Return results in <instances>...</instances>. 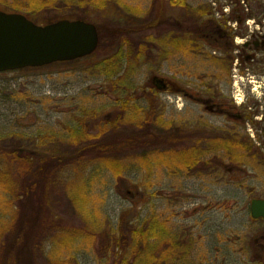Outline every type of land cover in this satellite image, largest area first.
<instances>
[{
	"label": "rangeland",
	"instance_id": "1",
	"mask_svg": "<svg viewBox=\"0 0 264 264\" xmlns=\"http://www.w3.org/2000/svg\"><path fill=\"white\" fill-rule=\"evenodd\" d=\"M241 1L185 0L181 8L169 0H112L104 11L90 3L79 9L77 0L65 5L52 0L49 10L37 7L36 24L61 16L84 17L101 29L103 41L87 58L0 73V153L13 147L18 136L61 135L65 126L80 122L95 131L102 118L116 116L131 88L139 99L126 105L127 116L142 115L150 88L156 93L148 96L159 109L156 119L162 127L148 126L152 143L123 154L124 160L125 155L129 161L136 158L124 171L125 193L116 192V181L104 168L92 177L87 200L76 207L60 188H49L43 218L58 215L63 225L95 234L82 235L64 248L48 239L44 254L49 249L52 263L110 264L98 236L122 230V217L125 223L142 224L153 215L173 236L168 264H264V221L249 215L250 201L264 199V49L252 65L240 66L233 50L242 39L233 40L226 51L223 42H202L196 30L197 14L206 8L208 19L221 25L219 34L240 32L241 38L264 32V0ZM26 4L0 0V11L22 12ZM224 5L232 16L217 17ZM235 13L243 19L241 26L234 25ZM157 14L160 21L148 27ZM119 34L131 42L125 64L132 68L118 87L115 78L110 83L99 71V63L117 53ZM159 79L171 80L176 88L162 90ZM128 117L119 126L124 136L137 130L128 125L133 122ZM162 136L178 141L155 142ZM237 141L250 145L251 152L236 146ZM194 147L199 155L188 168L178 152ZM6 196L0 186V225L10 224L12 215ZM4 239L0 234L2 243ZM34 249L32 264H48ZM0 264L6 260L0 258Z\"/></svg>",
	"mask_w": 264,
	"mask_h": 264
},
{
	"label": "trees",
	"instance_id": "2",
	"mask_svg": "<svg viewBox=\"0 0 264 264\" xmlns=\"http://www.w3.org/2000/svg\"><path fill=\"white\" fill-rule=\"evenodd\" d=\"M26 1L27 4L22 12L18 10L11 13L21 12L20 14L37 23L40 20L36 12L37 7L44 11L49 10L48 6L52 0ZM59 1L65 5L67 0ZM111 1L77 0L74 3H77L76 6L79 9H84L85 4L90 3L97 9L105 11L107 5H112ZM169 2L176 7L185 6V0H169ZM199 12L197 18L200 19V24L196 26V30L201 41L223 42L226 51L231 50L233 45L228 46L225 40L219 38V32L216 29H219L221 25L217 21L208 19V9L205 8ZM158 16L159 14L153 17L152 25L148 24V27L160 21L161 15ZM63 18L65 16L47 19L42 23L45 25ZM73 19L85 21L84 17ZM97 31L100 43L103 41V36L101 29L97 28ZM111 33H118V30H112ZM122 37L124 36L119 34L120 44L117 53L103 60L101 66L99 63V71H102L110 83L115 78L114 83H118V87L124 84L132 68L130 64H125L131 42ZM149 89L143 97L147 103L146 108L140 117L137 116L138 118H133L135 115L127 116L126 105L139 99L136 97L137 91L131 88L127 91L123 104L115 111L116 116L102 118L95 131H92L85 122H80L78 125L65 126L61 135L46 132L43 137L39 134L37 137L29 138L18 136L13 147L9 146L0 153V186L7 194L6 198H9L7 208L12 209L10 224L3 222L0 225V234H5L4 243L0 241L1 259H5L7 264H32L34 253L37 251L34 249L35 245L45 256L48 264H59L58 260L51 262L49 249L44 254L48 246L44 243H47L48 239L52 241L50 243L53 246L64 248L71 246L73 241L78 237L82 238V235L94 237L95 234H90L85 228L63 225L58 215L49 216L48 221L43 218V211L48 208V190L52 187L60 188L70 198L72 206L76 207L77 204L87 200L86 191L92 188V177L104 168L113 175L116 181V192L120 195L125 193L127 190L123 189L124 171L136 161V158H133L134 162L129 161V156L125 155L128 158L124 160L123 154L152 143L150 135L146 133L148 126L155 125L162 129L156 119L158 108L153 103V99L148 96L149 93L155 92ZM127 117L130 120L133 118V122L128 125L136 127L137 130L131 135L124 136V132L119 131V126L127 124L125 120ZM174 140L171 137L162 136L155 142L170 143ZM236 143V146L251 152V146L246 142L237 141ZM178 154L184 159V165L188 168L192 166L191 164L194 165L197 161L195 156L199 155L195 147L180 151ZM156 219L155 216L150 215L142 224L139 222L130 224L125 223L122 217L121 227H124V230L127 229V235L123 234V229H119L115 233H107L105 230L102 236H98L101 238L100 248L103 251V257L109 259L110 264H168L172 256L169 249L174 245L173 236L166 233L164 225ZM39 247L43 248L39 249ZM122 252L126 254L122 255Z\"/></svg>",
	"mask_w": 264,
	"mask_h": 264
},
{
	"label": "water",
	"instance_id": "3",
	"mask_svg": "<svg viewBox=\"0 0 264 264\" xmlns=\"http://www.w3.org/2000/svg\"><path fill=\"white\" fill-rule=\"evenodd\" d=\"M98 44L90 22L61 19L38 25L20 13L0 11V73L75 61L93 54ZM249 215L264 221V199L250 201Z\"/></svg>",
	"mask_w": 264,
	"mask_h": 264
},
{
	"label": "flooded vegetation",
	"instance_id": "4",
	"mask_svg": "<svg viewBox=\"0 0 264 264\" xmlns=\"http://www.w3.org/2000/svg\"><path fill=\"white\" fill-rule=\"evenodd\" d=\"M241 3H244V1L242 0ZM238 9H240V7L238 6ZM235 18L238 20L239 25H242V18L241 16H239L237 13L234 14ZM231 16V15H230ZM229 22H226V24ZM257 29V28H255ZM258 30V29H257ZM238 28H234V32H237ZM243 34H241L240 32L237 33L234 36L233 34H228L227 32H223L219 34V38L220 40H224L227 39V41H225V43L229 46H231L232 41L234 40V42H237V39H242V41L240 42V46L238 47V49L233 50V52L236 55V64L242 66V65H252L255 61H256V55L258 52H261L264 49V32H251L249 35H244L241 38H238L239 36H242ZM158 81V80H156ZM159 82V81H158ZM153 83V82H152ZM162 86V90H165L167 92H172L173 88H176L175 83H173L171 80L169 79H164L163 81L159 82Z\"/></svg>",
	"mask_w": 264,
	"mask_h": 264
},
{
	"label": "built area",
	"instance_id": "5",
	"mask_svg": "<svg viewBox=\"0 0 264 264\" xmlns=\"http://www.w3.org/2000/svg\"><path fill=\"white\" fill-rule=\"evenodd\" d=\"M211 3H212V2H211ZM212 5L215 6V3L213 2ZM222 13H223V14H228V13H229V7L227 8V6H224V7L222 8ZM216 16H217V17H220V14L217 12Z\"/></svg>",
	"mask_w": 264,
	"mask_h": 264
}]
</instances>
